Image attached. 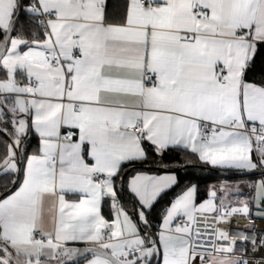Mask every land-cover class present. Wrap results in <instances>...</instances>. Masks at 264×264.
<instances>
[{
  "label": "snow or ice",
  "instance_id": "6c2138e0",
  "mask_svg": "<svg viewBox=\"0 0 264 264\" xmlns=\"http://www.w3.org/2000/svg\"><path fill=\"white\" fill-rule=\"evenodd\" d=\"M0 264H264V0H0Z\"/></svg>",
  "mask_w": 264,
  "mask_h": 264
},
{
  "label": "trees",
  "instance_id": "16d2710c",
  "mask_svg": "<svg viewBox=\"0 0 264 264\" xmlns=\"http://www.w3.org/2000/svg\"><path fill=\"white\" fill-rule=\"evenodd\" d=\"M175 167V166H174ZM179 178L180 185L183 186L186 182H195L198 183L200 189V195L203 196L208 189L209 186L212 184L217 183L219 180L222 179L221 176L216 175L214 173H210L208 171H201L200 168H187L181 169L176 173ZM180 191V188H174L169 191L156 205L155 209L152 212V218L156 219L158 217L159 212L165 206V204L176 194ZM128 197L126 196L125 199Z\"/></svg>",
  "mask_w": 264,
  "mask_h": 264
},
{
  "label": "water",
  "instance_id": "95a60500",
  "mask_svg": "<svg viewBox=\"0 0 264 264\" xmlns=\"http://www.w3.org/2000/svg\"><path fill=\"white\" fill-rule=\"evenodd\" d=\"M188 168H192V166H189ZM199 168V167H198ZM181 169H183V168H181ZM180 169V170H181ZM145 170H147V169H145ZM206 171H208V172H210V173H214V174H216V175H219L215 170H206ZM220 176V175H219Z\"/></svg>",
  "mask_w": 264,
  "mask_h": 264
}]
</instances>
